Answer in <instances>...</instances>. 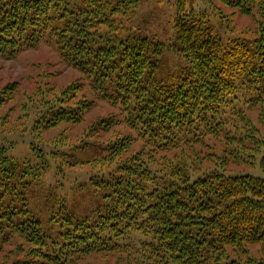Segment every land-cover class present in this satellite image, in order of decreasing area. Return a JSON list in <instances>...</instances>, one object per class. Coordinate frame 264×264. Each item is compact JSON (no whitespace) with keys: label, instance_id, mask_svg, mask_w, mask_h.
Listing matches in <instances>:
<instances>
[{"label":"trees","instance_id":"16d2710c","mask_svg":"<svg viewBox=\"0 0 264 264\" xmlns=\"http://www.w3.org/2000/svg\"><path fill=\"white\" fill-rule=\"evenodd\" d=\"M208 1L254 16L253 38L224 39L197 0H176L168 40L132 24L145 0H0V57L45 43L83 76L36 112L20 102L30 155L0 144V264H264V177L232 169L264 167V0ZM85 88L117 111L69 146L97 170L68 199L66 133L41 137L88 119ZM124 126L141 149L98 139Z\"/></svg>","mask_w":264,"mask_h":264},{"label":"rangeland","instance_id":"374dc122","mask_svg":"<svg viewBox=\"0 0 264 264\" xmlns=\"http://www.w3.org/2000/svg\"><path fill=\"white\" fill-rule=\"evenodd\" d=\"M175 3L176 0H145L142 7L137 11L135 18L132 20V24L142 28L145 33L156 34L159 38L168 40L167 34L171 33L170 24L175 13ZM195 7L198 10L206 11L210 14L213 23L220 30L224 39L236 36L253 38L256 34L257 22L254 16L243 14L238 9L225 7L219 2H213L211 4L208 0H197ZM71 82H80L82 84L83 76L79 71L68 66L63 61L54 46L42 43L38 47L20 53L15 58L0 57V92L6 85L16 84L18 87L17 98L15 97L13 99L11 97L10 100L3 99L0 101V126L3 128L0 127L2 129H0V144L5 143L9 147H12L11 152L18 157L30 155V146L31 142H33L31 129L29 128L31 122H28L30 115L24 118L23 112L21 113L23 116H20V111L17 110L20 102L31 112H36L45 103L42 100L44 97L52 98L62 87L69 85ZM31 89L39 90L33 93L30 92ZM85 91L89 98L96 100L95 107L88 113V119H84L76 124L61 125L59 128L46 133L44 132L41 137L45 147L49 145L57 146L53 144L58 143L55 140L57 135L61 131L66 133L61 143L68 144L63 149H68L70 154H66L63 151L60 154L61 156L63 154L68 155L72 162L70 163L71 168H67L68 171L67 169L63 171L70 179L68 186L65 185L66 190L71 188V193L64 195L68 199L75 196L74 193L79 190V186L85 183V180L89 178L92 171L97 170L96 167V169L92 167V162L90 163L91 159L87 158L90 154L83 152V150L80 151V146L72 152L71 150L74 147L70 149L69 146L79 145L85 140V136L88 135L87 127L90 129L99 118L108 116L112 112L116 113L117 111L109 103L97 100L89 89L85 88ZM4 114H7L8 118L1 120ZM100 133L98 139L101 141H105L111 134L113 136L119 133L129 134L134 137L135 140L132 142V147H129L128 152L130 150L137 151L144 146L142 141L135 137L134 132L126 126L122 128L114 127L107 132L100 130ZM57 156L58 153H54V158L50 159V162L54 161L50 165L47 176L50 182L56 179L53 173L57 172L54 168V165L56 164L57 167L59 163V157ZM155 157H161V154L157 153ZM260 159L261 157H259L257 164L254 166L245 168V166L238 165L237 168L233 166L232 169L237 171L244 169L245 172L264 177V167L261 165ZM203 166H207V163ZM251 252L252 254L259 255L257 252L255 253L253 248ZM91 262V260L87 259L85 263L83 261L79 264H92Z\"/></svg>","mask_w":264,"mask_h":264}]
</instances>
